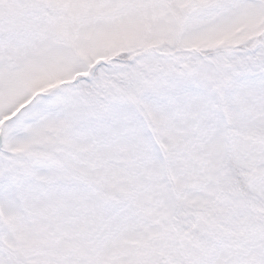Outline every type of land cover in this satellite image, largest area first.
Wrapping results in <instances>:
<instances>
[{"label": "snow or ice", "instance_id": "1", "mask_svg": "<svg viewBox=\"0 0 264 264\" xmlns=\"http://www.w3.org/2000/svg\"><path fill=\"white\" fill-rule=\"evenodd\" d=\"M0 264H264V0H0Z\"/></svg>", "mask_w": 264, "mask_h": 264}]
</instances>
